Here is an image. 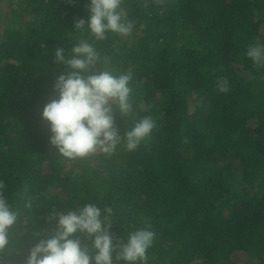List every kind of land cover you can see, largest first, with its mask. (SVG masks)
<instances>
[{
  "label": "trees",
  "instance_id": "obj_1",
  "mask_svg": "<svg viewBox=\"0 0 264 264\" xmlns=\"http://www.w3.org/2000/svg\"><path fill=\"white\" fill-rule=\"evenodd\" d=\"M242 263L264 0H0V264Z\"/></svg>",
  "mask_w": 264,
  "mask_h": 264
},
{
  "label": "rangeland",
  "instance_id": "obj_2",
  "mask_svg": "<svg viewBox=\"0 0 264 264\" xmlns=\"http://www.w3.org/2000/svg\"><path fill=\"white\" fill-rule=\"evenodd\" d=\"M10 7V6H9ZM243 264V263H242Z\"/></svg>",
  "mask_w": 264,
  "mask_h": 264
}]
</instances>
